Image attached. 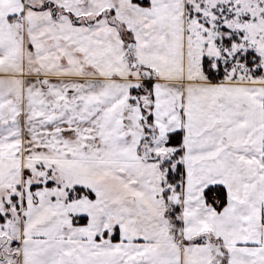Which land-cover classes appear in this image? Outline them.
I'll use <instances>...</instances> for the list:
<instances>
[{
    "label": "snow or ice",
    "instance_id": "snow-or-ice-1",
    "mask_svg": "<svg viewBox=\"0 0 264 264\" xmlns=\"http://www.w3.org/2000/svg\"><path fill=\"white\" fill-rule=\"evenodd\" d=\"M0 264H264V0H0Z\"/></svg>",
    "mask_w": 264,
    "mask_h": 264
}]
</instances>
